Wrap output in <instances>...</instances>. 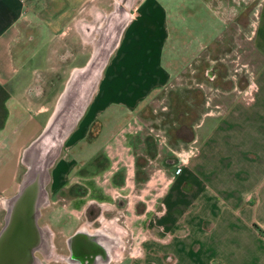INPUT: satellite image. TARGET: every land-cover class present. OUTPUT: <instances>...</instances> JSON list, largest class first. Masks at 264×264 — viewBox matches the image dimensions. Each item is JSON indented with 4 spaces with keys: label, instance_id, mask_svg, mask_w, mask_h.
Wrapping results in <instances>:
<instances>
[{
    "label": "crops",
    "instance_id": "1",
    "mask_svg": "<svg viewBox=\"0 0 264 264\" xmlns=\"http://www.w3.org/2000/svg\"><path fill=\"white\" fill-rule=\"evenodd\" d=\"M38 1L0 0V248L36 246L33 241L36 238L39 241L42 228L37 210L40 204L32 186L36 183L43 200L48 199V183L53 191H58L67 184L73 165L80 168L76 173L82 180L92 186L89 195L94 200H110V193L105 188L107 184L95 183L93 177L114 163L107 152H122L136 145V137L141 138L135 130L141 115L129 113L137 111L177 79L180 70L169 58L164 61L167 43L173 35L170 9L174 3L141 0L107 61L90 64L94 50L84 65L71 71L53 110L43 113V108L36 115L29 112L27 119L28 112L22 111L27 106L25 91H22L27 89L26 75L19 64L15 44L19 22L29 15ZM52 1L58 2L57 6L66 12L65 9L81 8L85 0ZM61 21L58 18L57 22ZM253 40L264 56V0L260 2ZM92 73H96L93 88L81 113L69 130L61 133L69 116L67 112L79 93H83L80 89L82 79H88L94 75ZM261 86L264 88V84ZM68 104L69 110H65ZM257 104L264 105V95ZM20 105L23 108L19 109ZM113 106L125 109L128 115H110L108 112L105 117L103 113ZM42 115L45 116L43 122ZM240 116L234 115L236 127L203 131L207 133L200 156L173 175L172 184L163 196L164 206L161 207L160 201L153 211L139 212L140 219L152 217L148 228L153 236L141 239L138 254H126L117 227L84 225L73 231L67 240L73 264H264V169L259 168L264 165L260 162L264 158V127L254 126V121L259 118H252L254 115H250V126L243 127L238 122ZM28 120L33 122V130L32 126L26 129ZM222 121L228 122L227 117L224 116ZM96 122L101 125L98 137H104L105 130L123 129L117 135L111 131V136L106 138L104 148L109 151L105 150L107 164L104 166H99L102 159H94L98 155L81 159L85 155L80 152L84 147L89 152L100 148L95 142L83 143ZM25 134L29 138L23 140L21 137ZM215 144L218 153L210 156ZM65 145L69 149L62 155L60 151ZM37 153L41 155L34 157ZM245 153H250L255 160L245 159ZM24 156L31 158L29 163ZM23 163H27L28 169L20 177ZM32 166L38 172L41 169L42 180L37 179L38 182L30 184L25 194H21L22 185L32 174ZM97 166L100 169L92 170ZM139 166L137 159L132 170L136 180L139 179ZM130 174L129 165L121 161L112 171L110 183L123 188L129 182ZM83 195L85 193L74 195L73 198L78 199L75 204L81 203ZM12 198L17 202L12 219L8 221L9 211L3 213L2 204L7 208V202ZM144 226H137V230L142 232Z\"/></svg>",
    "mask_w": 264,
    "mask_h": 264
},
{
    "label": "rangeland",
    "instance_id": "2",
    "mask_svg": "<svg viewBox=\"0 0 264 264\" xmlns=\"http://www.w3.org/2000/svg\"><path fill=\"white\" fill-rule=\"evenodd\" d=\"M140 1L85 0L81 8L75 11L65 9L66 12L57 6L58 2L52 0L35 2L29 15L19 22L15 44L19 64L26 75L27 89L22 91H25L27 106L22 111L28 112L27 119L30 113L36 115L43 108V113L53 110L71 71L84 65L94 50L98 63L107 61ZM166 1L174 3L170 9L173 13V35L167 43L164 61L169 58L180 69L178 78L153 95L137 111L129 113L141 115L140 124L135 129L141 138L136 137V145L132 149L124 150L125 147H121L122 152L105 149L104 143L111 136V131L117 135L123 129L116 127L115 131L105 130V136L98 137L101 125L96 122L86 138L87 142L83 143L95 142L100 148L89 152L84 147L80 151L85 154L82 160L98 155L94 159H102L99 166L107 164L105 150L109 151L108 158L114 163L96 174L92 181L107 184L105 188L111 199L94 200L89 195L92 186L76 173L80 169L76 165L71 167L67 184L58 191L51 189L46 178L48 199L43 200L37 208L41 238L33 241L36 245L33 247L0 248V264H10L9 261L13 259L12 264H73L67 240L73 231L84 225L91 228L117 227L126 254H138L141 239L153 236L148 228L152 224V217L140 219L139 212L153 211L160 201L161 207L164 206L163 196L172 184L173 175L181 171H177L178 167H184L200 156L207 133L203 131L236 127L234 115H241L238 122L243 127L250 126V115H254L252 118L259 117L254 121V126L264 127V105L257 104L264 95L261 86L264 84V56L254 46L253 40L262 0ZM58 18L62 20L60 23L57 22ZM69 105L65 106V110H69ZM108 112L110 115H128L125 109L117 106L110 107L103 115L106 117ZM224 116L228 122L222 121ZM44 118L42 115V122ZM28 121L26 129L32 126L33 130V122ZM109 132L110 135H107ZM28 136L25 134L21 138L24 140ZM68 149L65 145L61 154ZM217 153L215 144L210 156ZM40 155L37 153L34 157ZM246 155L245 159L255 160L250 153ZM70 156L73 155L70 153ZM24 159L29 163L31 158L24 156ZM137 159L140 166L139 179L136 180L132 170ZM121 161L131 169L129 182L123 188L110 183L111 173ZM260 162H264V158ZM27 163L22 164L20 177L28 169ZM99 166L92 170L100 169ZM259 168L264 169V165ZM47 172L48 169L45 171L48 177ZM42 174L38 180H42ZM80 193L85 195L80 204H75L78 199L73 197ZM2 211L8 212V206L6 208L2 204ZM142 224H145L141 228L144 232L137 230V226Z\"/></svg>",
    "mask_w": 264,
    "mask_h": 264
},
{
    "label": "bare ground",
    "instance_id": "3",
    "mask_svg": "<svg viewBox=\"0 0 264 264\" xmlns=\"http://www.w3.org/2000/svg\"><path fill=\"white\" fill-rule=\"evenodd\" d=\"M105 52H106V50H105ZM93 61L98 63L97 52H95L93 54V59L91 60L90 64ZM99 64H101V63H99ZM93 68H94V66H93ZM92 74H94V75H92L88 79H86V80L82 79V82L80 83V89L82 88L83 93L81 95L79 93V95L76 98V102L74 104H72L71 111L67 112V115H69V116H68L66 125L64 126V129L62 130L61 133L67 132L69 130V128L73 125L75 117L81 113V110L84 107V104L86 103V99L88 97L87 95L91 91V89L93 88L96 73H92ZM92 77H93V79H92ZM62 103L65 105V101H63ZM58 108H59V106H58ZM32 168H33V170L31 171L32 174L30 175V177H28V179L25 181V183L21 187V190L23 192L21 194H25L26 189L31 186L30 184L38 182L37 179H38L39 175L42 173L41 169H39V172L36 173V168L33 166H32ZM41 187H42V185H41ZM32 190H33L32 192H34V194L37 195V203L41 204V202H43V197H42V193L39 192V188H38L36 183L32 186ZM42 191H43V189H42ZM15 199L16 198H12L7 202L8 203L7 205L9 208V214L7 217L8 221H10L12 219V212L15 211V205H16L15 203L17 202ZM34 234H35V231L33 232V235Z\"/></svg>",
    "mask_w": 264,
    "mask_h": 264
},
{
    "label": "built area",
    "instance_id": "4",
    "mask_svg": "<svg viewBox=\"0 0 264 264\" xmlns=\"http://www.w3.org/2000/svg\"><path fill=\"white\" fill-rule=\"evenodd\" d=\"M187 159V158H186ZM182 169V166H179L178 167V169H177V171H180Z\"/></svg>",
    "mask_w": 264,
    "mask_h": 264
}]
</instances>
